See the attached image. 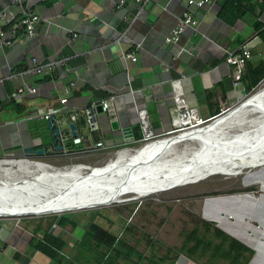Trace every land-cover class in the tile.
<instances>
[{
	"label": "crops",
	"instance_id": "1",
	"mask_svg": "<svg viewBox=\"0 0 264 264\" xmlns=\"http://www.w3.org/2000/svg\"><path fill=\"white\" fill-rule=\"evenodd\" d=\"M221 1L187 7V0H0V11L17 18L31 12L40 19L34 38L27 40L18 31L10 46L0 47V157L56 158L97 142L110 150L136 146L144 137L139 112L153 134L163 136L175 128L180 108L209 120L222 108L241 103L264 81L253 84L264 70V36L256 26V21L264 24V14L228 25L218 17ZM186 9L195 25L177 43L166 44L165 36ZM243 45L251 57L235 84L226 57ZM131 52L135 62L125 57ZM32 58L58 65L51 74L28 75ZM24 86H35L37 92L15 98L16 89ZM62 98L66 103L59 102ZM107 98L112 111L97 112ZM50 108L60 109L52 123L58 136L46 121H21ZM90 109L96 121L92 131ZM71 125L82 138L78 145L72 142ZM28 149L43 154L27 156ZM54 218L38 223L49 226ZM36 225L20 220L0 224V264H57L32 247ZM43 226L37 240L44 236ZM82 227L50 230L65 242L61 264L81 261L76 250Z\"/></svg>",
	"mask_w": 264,
	"mask_h": 264
},
{
	"label": "bare ground",
	"instance_id": "2",
	"mask_svg": "<svg viewBox=\"0 0 264 264\" xmlns=\"http://www.w3.org/2000/svg\"><path fill=\"white\" fill-rule=\"evenodd\" d=\"M242 113L243 126L241 118L235 125ZM131 151L89 168L3 162L5 173L22 172L12 179L0 176V218L99 209L149 196L157 200V192L191 186L209 176L237 178L246 171L241 187L260 186L258 197L248 192L207 197L201 213L255 250L251 264H264V87L203 127Z\"/></svg>",
	"mask_w": 264,
	"mask_h": 264
},
{
	"label": "rangeland",
	"instance_id": "3",
	"mask_svg": "<svg viewBox=\"0 0 264 264\" xmlns=\"http://www.w3.org/2000/svg\"><path fill=\"white\" fill-rule=\"evenodd\" d=\"M264 87V81L260 88ZM256 91V92H257ZM255 92V93H256ZM254 94V93H253ZM250 112L242 113L239 119L235 121V125L243 126V120L249 116ZM244 115V116H243ZM244 119H243V117ZM241 118V119H240ZM239 121V122H238ZM238 123V124H237ZM237 129V128H235ZM153 141V140H152ZM144 146V144H137L136 146H127L120 148V152L126 150H138ZM131 148V149H126ZM119 150V149H116ZM118 154V153H117ZM114 153L106 154H93L84 157L71 158L69 156H61L56 158L48 157H30V158H12V157H0V176L2 178H16L19 172L22 170H13V172L5 173L2 169L5 168L2 164L8 161H27L28 163H42L50 168L64 169L74 166L99 167L103 166L116 157ZM30 160V161H29ZM53 166V167H52ZM15 172V173H14ZM18 173V174H17ZM240 172V175L236 177L225 176H209L201 182L172 188L171 191L157 192L155 193L157 200H154V196L144 197L134 201H125L122 204H112L110 207H104L99 209H89L81 211H69L60 214H50L45 216H22L17 218H0V224L3 222L23 221L25 224L32 222L38 224L39 221L52 217H66L72 218L82 227L90 224L92 213L96 212L101 220H97L98 225L106 226L109 221L114 223L112 232L121 240H124L126 244L133 247L135 251L143 256V260L138 264H148V258L154 255L156 258H160L163 255L167 256V260L164 264H169L171 261L174 264H195L189 262L184 256L178 253L177 249L183 243V234L192 229L197 221L203 219L201 208L207 197H217L223 195H231L236 193H253L256 197L260 195V186L255 185L248 188L241 187L244 174ZM11 174V175H9ZM13 174V175H12ZM131 196H126L124 199H128ZM131 199V198H130ZM56 218L53 219V223L43 224V227L51 229L57 228ZM214 223L212 221H207ZM232 222V221H230ZM215 224V223H214ZM252 225H256V222H252ZM27 226V225H26ZM82 227V228H83ZM69 232V231H67ZM65 233V231H64ZM66 234V233H65ZM69 233L67 234V236ZM68 239L71 240L70 236ZM93 248V247H92ZM88 248H77V256L79 264H97L101 254L105 253V250ZM170 249V250H169ZM81 252V254L79 253ZM78 258V257H77ZM136 262V258L133 256L131 259ZM120 264H131L129 262L120 261Z\"/></svg>",
	"mask_w": 264,
	"mask_h": 264
},
{
	"label": "trees",
	"instance_id": "4",
	"mask_svg": "<svg viewBox=\"0 0 264 264\" xmlns=\"http://www.w3.org/2000/svg\"><path fill=\"white\" fill-rule=\"evenodd\" d=\"M220 7L218 17L228 25H233L236 21L248 15L260 18L264 14V0H222ZM256 22L257 28L264 36V24ZM263 79L264 70L257 80L253 81L254 86L258 85ZM92 215L90 224L84 226V233L77 243V248L82 247L83 250L92 247V249H104L105 253L100 255L97 264H120V261L138 264L143 260L141 254L111 231L114 226L113 222L109 221L106 226L102 227L98 225L97 220L101 219L97 213L93 212ZM55 220L60 228L66 226L78 227V222L71 217L59 216ZM36 226L32 231V247L51 262L61 264L60 261L63 260L61 251L65 246V242L59 236L53 235L50 228H46L42 239L37 240L36 234L42 227L41 222ZM177 251L189 262L195 264H250L255 256V251L217 228L214 223L202 219H199L192 229L183 234V243ZM133 256L136 258V262L131 260ZM166 260V255L160 258L151 255L148 258V264H164ZM169 264H174V262L171 261Z\"/></svg>",
	"mask_w": 264,
	"mask_h": 264
},
{
	"label": "built area",
	"instance_id": "5",
	"mask_svg": "<svg viewBox=\"0 0 264 264\" xmlns=\"http://www.w3.org/2000/svg\"><path fill=\"white\" fill-rule=\"evenodd\" d=\"M208 0L202 1H194V0H187V7L188 6H197L202 7ZM40 22L38 16L34 15L31 12H23V14L17 18L16 15L9 11V10H1L0 11V47H7L10 46L15 39L17 32L21 31L25 39L31 40L34 38L36 34V26ZM195 25V21L188 9L183 11L181 16L178 18L175 25L170 29V32L164 38V42L168 45L175 44L180 40V37L184 33L187 28L193 27ZM130 61L135 62L136 56L134 52L127 54L125 56ZM251 53L246 46H241L236 52L229 53L226 57V63L232 69L233 80L235 84H237L242 77L244 70L246 69L247 61L250 59ZM58 65L55 61H48V62H39L37 58H32L30 60V67L25 71L28 75H36V76H43L47 74H51L54 68ZM2 80H0V83ZM262 84V83H261ZM261 84L255 88L252 93L249 95L251 96L253 93L260 88ZM37 92V88L35 86H24L19 87L16 89L15 98L21 97L24 94H35ZM66 99L62 98L59 100L61 104L66 103ZM100 105L102 106V110L104 112H111L112 111V99H104L101 100ZM236 106V105H235ZM234 107V106H233ZM230 108H222L220 114L209 119L203 120L199 118L192 110L187 108H180L176 117H174V125L175 128L163 135V136H155L153 132L148 128V124L145 120V116L143 112H139L141 127L144 132V137L139 141L141 144H147L149 142L157 141L159 139L173 136L179 134L180 132H184L186 130H190L195 127H203L204 125L212 122L217 117L223 115L224 113L228 112ZM60 111L59 108H50L48 110H38L30 115L21 118V121H46L49 123H53L55 115ZM177 113V112H176ZM72 120L75 119L74 116L71 118ZM94 113L92 110L88 112L87 115V125L90 131L94 130L96 123H95ZM153 140V141H152ZM82 141L81 137H75L72 139L73 144L78 145ZM138 143V144H139ZM131 149V148H126ZM121 150H110L106 147L102 142H97L94 147H89L86 150L81 151H73L67 153L66 156L71 158H78L84 157L93 154H106V153H114L117 154ZM54 224V223H53Z\"/></svg>",
	"mask_w": 264,
	"mask_h": 264
},
{
	"label": "water",
	"instance_id": "6",
	"mask_svg": "<svg viewBox=\"0 0 264 264\" xmlns=\"http://www.w3.org/2000/svg\"><path fill=\"white\" fill-rule=\"evenodd\" d=\"M248 98V97H247ZM96 111L97 112H102L103 110H102V106L101 105H99V106H97L96 107ZM92 113H93V111H92ZM48 125H49V128L51 129V130H53L54 131V134L56 135V136H58L59 135V132L57 131V130H55V129H53V125H52V123H49L48 122ZM118 126V123L117 122H112V127H114V128H116ZM70 129H71V135H72V137L74 138V137H76V133L74 132V126L73 125H71L70 126ZM61 148H59V150H60ZM35 154L36 155H42L43 154V150H37V151H35ZM34 154V152H33V149H28L27 151H26V155L27 156H33V155H35ZM67 212H69L68 210H66ZM204 219V218H203ZM205 221H207L206 219H204ZM215 226L217 227V228H219V226L217 225V224H215ZM220 230H222L221 228H219ZM222 231H224V230H222ZM226 234H228V235H230L229 233H227L226 231H224ZM231 237H233L232 235H230ZM234 238V237H233ZM236 239V238H235ZM238 240V239H237ZM238 241H240V240H238ZM241 242V241H240ZM241 243H243V242H241ZM244 244V243H243ZM244 245H246V244H244ZM247 246V245H246ZM247 247H249V246H247ZM250 249H252L253 250V248H251V247H249ZM254 251V250H253ZM255 257V256H254ZM254 259V258H253ZM252 262V261H251ZM251 262H250V264H251Z\"/></svg>",
	"mask_w": 264,
	"mask_h": 264
},
{
	"label": "flooded vegetation",
	"instance_id": "7",
	"mask_svg": "<svg viewBox=\"0 0 264 264\" xmlns=\"http://www.w3.org/2000/svg\"><path fill=\"white\" fill-rule=\"evenodd\" d=\"M219 114H220V113H219ZM219 114H217V115H219ZM217 115H216V116H217Z\"/></svg>",
	"mask_w": 264,
	"mask_h": 264
},
{
	"label": "clouds",
	"instance_id": "8",
	"mask_svg": "<svg viewBox=\"0 0 264 264\" xmlns=\"http://www.w3.org/2000/svg\"><path fill=\"white\" fill-rule=\"evenodd\" d=\"M249 97V96H248ZM169 137V136H168ZM240 174V173H239Z\"/></svg>",
	"mask_w": 264,
	"mask_h": 264
}]
</instances>
